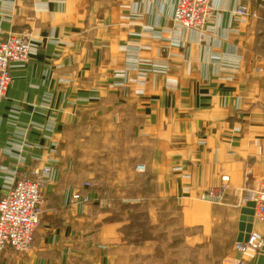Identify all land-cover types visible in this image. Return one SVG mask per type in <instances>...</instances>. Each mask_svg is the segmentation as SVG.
<instances>
[{
	"label": "crops",
	"instance_id": "crops-1",
	"mask_svg": "<svg viewBox=\"0 0 264 264\" xmlns=\"http://www.w3.org/2000/svg\"><path fill=\"white\" fill-rule=\"evenodd\" d=\"M256 1L212 0L200 32L172 25L176 0H0V42L32 41L0 102V198L48 169L30 251L0 264H264L254 219L261 249L233 252L264 179ZM242 6L249 16L234 15ZM225 175L222 200L201 201Z\"/></svg>",
	"mask_w": 264,
	"mask_h": 264
},
{
	"label": "built area",
	"instance_id": "built-area-1",
	"mask_svg": "<svg viewBox=\"0 0 264 264\" xmlns=\"http://www.w3.org/2000/svg\"><path fill=\"white\" fill-rule=\"evenodd\" d=\"M212 0H176L172 17V25L183 29L202 31L208 24ZM264 7V0H257L255 8ZM248 7H239L234 11L238 17H247ZM252 15H254L252 13ZM32 41L28 36L11 33L0 42V102L5 97L11 82L10 70L15 66H23L30 60ZM261 65L256 67L258 73L264 74V57ZM137 170L143 172V167ZM34 171L33 177H20L15 180L9 191L0 198V253L12 250L18 256L27 254L33 243L34 234L40 223L41 189L44 185V175ZM229 181L228 176H222L217 188H210L200 193L199 199L208 203H219L223 198ZM86 188L89 184H85ZM246 202L254 204L253 219L264 225V179L257 189L247 191ZM80 201L87 204L89 198L72 196L71 202ZM263 245V237L256 231H250L245 241L235 242L233 252L244 256L249 252H257ZM233 264H243L240 258Z\"/></svg>",
	"mask_w": 264,
	"mask_h": 264
},
{
	"label": "rangeland",
	"instance_id": "rangeland-1",
	"mask_svg": "<svg viewBox=\"0 0 264 264\" xmlns=\"http://www.w3.org/2000/svg\"><path fill=\"white\" fill-rule=\"evenodd\" d=\"M138 167V166H137ZM110 197H111V195H110ZM125 207H122L121 208V211H122V213L124 214L125 213V211L127 210V209H124ZM138 215H139V219H141V218H143L144 217V215H145V210L143 209V208H140L139 210H138ZM143 221H144V219H143ZM131 224H133L132 222L130 223H128V224H125V225H123V227H122V235H123V241L124 242H130L132 239H131V234H132V232H134L135 230H136V228L134 229L132 226H131ZM139 230H141V231H144V232H146V231H148V226H147V224L146 223H141V227L139 228ZM176 231V229L175 228H172L171 229V234L172 233H174ZM167 237L165 236V239H166ZM166 245V243L164 242V239H159V247L158 248H162V247H164ZM161 253V252H160ZM161 254H159L158 253V255H157V258L158 259H161ZM127 255H125V257H124V261H123V264H128V262L129 261H127L126 259H127ZM141 260L144 262V261H146L147 260V257L144 255V254H142L141 255ZM151 258V257H150ZM152 259V258H151ZM142 261H139V263L140 262H142ZM127 262V263H126ZM142 264V263H141Z\"/></svg>",
	"mask_w": 264,
	"mask_h": 264
},
{
	"label": "water",
	"instance_id": "water-1",
	"mask_svg": "<svg viewBox=\"0 0 264 264\" xmlns=\"http://www.w3.org/2000/svg\"><path fill=\"white\" fill-rule=\"evenodd\" d=\"M254 204L252 202L246 203V206L241 211L240 225H239V236L237 242L245 241L247 235L252 229L253 222V210Z\"/></svg>",
	"mask_w": 264,
	"mask_h": 264
}]
</instances>
